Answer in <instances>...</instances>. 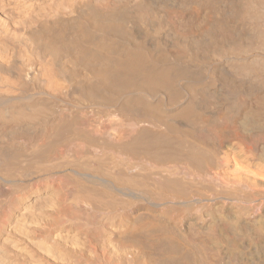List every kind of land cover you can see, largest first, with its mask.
Returning <instances> with one entry per match:
<instances>
[{
    "label": "bare ground",
    "instance_id": "6f19581e",
    "mask_svg": "<svg viewBox=\"0 0 264 264\" xmlns=\"http://www.w3.org/2000/svg\"><path fill=\"white\" fill-rule=\"evenodd\" d=\"M0 264H264V0H0Z\"/></svg>",
    "mask_w": 264,
    "mask_h": 264
}]
</instances>
